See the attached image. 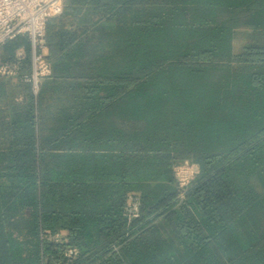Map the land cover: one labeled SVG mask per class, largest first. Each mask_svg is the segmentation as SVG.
Here are the masks:
<instances>
[{
	"label": "trees",
	"instance_id": "trees-1",
	"mask_svg": "<svg viewBox=\"0 0 264 264\" xmlns=\"http://www.w3.org/2000/svg\"><path fill=\"white\" fill-rule=\"evenodd\" d=\"M46 42L0 75V264H264V0H65Z\"/></svg>",
	"mask_w": 264,
	"mask_h": 264
},
{
	"label": "built area",
	"instance_id": "built-area-1",
	"mask_svg": "<svg viewBox=\"0 0 264 264\" xmlns=\"http://www.w3.org/2000/svg\"><path fill=\"white\" fill-rule=\"evenodd\" d=\"M65 0H0V48L9 39L18 35H27L31 41V61L29 67L23 62L25 52L20 49L13 59L0 58V75L19 77L32 86L34 94H38L40 83L44 77L51 75L52 64L47 57V25L52 17L64 11ZM175 178L181 187L180 201L186 197L190 184L200 173V165L193 160H185L173 168ZM141 201L138 195L132 194L125 207V215L129 220L140 214ZM49 239L61 243L66 242L62 232H55ZM79 252L74 245L67 246L65 255L72 259ZM56 264H68L56 262Z\"/></svg>",
	"mask_w": 264,
	"mask_h": 264
},
{
	"label": "rangeland",
	"instance_id": "rangeland-1",
	"mask_svg": "<svg viewBox=\"0 0 264 264\" xmlns=\"http://www.w3.org/2000/svg\"><path fill=\"white\" fill-rule=\"evenodd\" d=\"M237 38H238V43L240 45L247 38V32H246V30L239 31V33L237 35ZM18 99L21 100L22 99V96L19 95L18 96Z\"/></svg>",
	"mask_w": 264,
	"mask_h": 264
},
{
	"label": "crops",
	"instance_id": "crops-1",
	"mask_svg": "<svg viewBox=\"0 0 264 264\" xmlns=\"http://www.w3.org/2000/svg\"><path fill=\"white\" fill-rule=\"evenodd\" d=\"M63 233H64V235H66V234H67V232H66V231H63Z\"/></svg>",
	"mask_w": 264,
	"mask_h": 264
}]
</instances>
